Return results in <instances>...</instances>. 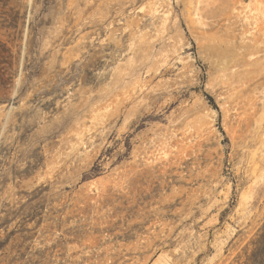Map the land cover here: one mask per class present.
<instances>
[{"label": "rangeland", "instance_id": "obj_1", "mask_svg": "<svg viewBox=\"0 0 264 264\" xmlns=\"http://www.w3.org/2000/svg\"><path fill=\"white\" fill-rule=\"evenodd\" d=\"M0 42V264H244L264 0H0Z\"/></svg>", "mask_w": 264, "mask_h": 264}, {"label": "trees", "instance_id": "obj_2", "mask_svg": "<svg viewBox=\"0 0 264 264\" xmlns=\"http://www.w3.org/2000/svg\"><path fill=\"white\" fill-rule=\"evenodd\" d=\"M18 25H14L12 28H17ZM7 45L0 42V57L3 58L4 53L8 52ZM6 70L4 67L0 68V79L4 81V75ZM4 84V83H3ZM6 88V87H4ZM255 248L252 253L247 256L244 264H264V229L262 230V234L259 236L258 240L254 241Z\"/></svg>", "mask_w": 264, "mask_h": 264}]
</instances>
